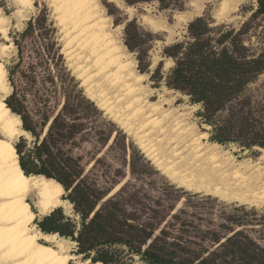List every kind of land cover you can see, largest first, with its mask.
<instances>
[{
    "label": "trees",
    "instance_id": "trees-1",
    "mask_svg": "<svg viewBox=\"0 0 264 264\" xmlns=\"http://www.w3.org/2000/svg\"><path fill=\"white\" fill-rule=\"evenodd\" d=\"M148 1L152 0H127L129 4ZM260 14H264V0H259L254 16ZM30 28L32 23L21 36ZM125 31L126 46L139 52L140 72L149 71L151 62L142 29L132 21ZM246 34L244 26L235 28L206 16L196 17L189 22L185 39L163 48V56L173 61L172 66L164 70L163 60L159 61L150 79L199 106L196 114L211 127V141L236 143L242 149L264 148V109L248 94L250 85L264 73V48L247 43ZM15 44L21 53L19 40ZM57 45H45L46 58L25 61L20 55L7 66L10 79L18 72L25 75V62L36 78L41 77L45 94L40 98L46 108L52 93H61L47 86L55 82L51 59L63 57ZM38 68L44 73L39 74ZM63 68L69 81L62 89L63 99L59 98L55 109L46 110L40 120L34 121L26 113L14 82L13 93L6 99L11 110L21 116L23 128L34 137L30 146L24 137L16 144L22 170L61 183L66 192L63 198L72 204L73 216L61 206L42 216L37 224L43 232L58 233L75 243L76 255L103 264H264L262 237L225 224L219 226L226 230L203 231L183 216L187 214L184 209L176 210L175 204L166 208L160 201L151 203L129 183L109 196L113 187L103 188L92 180L85 173L83 155L74 150L89 140L88 131L92 130L80 111L84 105L96 113L98 109L71 71ZM111 135L99 141L107 143Z\"/></svg>",
    "mask_w": 264,
    "mask_h": 264
},
{
    "label": "bare ground",
    "instance_id": "bare-ground-1",
    "mask_svg": "<svg viewBox=\"0 0 264 264\" xmlns=\"http://www.w3.org/2000/svg\"><path fill=\"white\" fill-rule=\"evenodd\" d=\"M107 1L127 12L133 10L121 0ZM211 1L215 0H189V10L175 17L188 22L199 16L205 4ZM10 2L14 8L11 14L0 6V33L5 39L9 38V26L14 17L18 24L27 20L28 13L35 8V0ZM47 2L62 26L65 46L89 97L97 100L101 109L135 135L143 153L154 165L188 190L264 207V154L256 160H240L232 150L208 141L206 132L196 133L192 125L185 123L182 114L174 115L168 109L163 110L162 104L150 103L144 86L146 74L139 72L128 57L114 32L121 26L113 24L100 0ZM240 2L242 0H219L216 14L233 12ZM145 19L154 29H167L147 15ZM8 48L9 45L2 44L1 53ZM170 62L173 64L172 60ZM93 74L99 79L89 84ZM12 90L8 69L0 59L1 264H103L80 260L67 246L71 240L58 233L43 232L37 226L38 215H47L63 203L71 207L72 204L62 198L65 189L61 183L43 175H27L22 170L16 144L20 137L31 134L23 128L21 116L7 105L6 99ZM119 187L117 185L112 193Z\"/></svg>",
    "mask_w": 264,
    "mask_h": 264
},
{
    "label": "rangeland",
    "instance_id": "rangeland-1",
    "mask_svg": "<svg viewBox=\"0 0 264 264\" xmlns=\"http://www.w3.org/2000/svg\"><path fill=\"white\" fill-rule=\"evenodd\" d=\"M100 2L105 8L106 14L112 17L113 24L121 26L114 32L121 45L125 46L128 57L136 64V69L139 72V52L131 51L126 46L127 36L125 29L126 25L132 21L142 29L145 40L144 48L148 49L147 58L151 62L149 71L144 72L147 77L145 78L144 86L147 89L150 103L162 104L163 110L168 109L174 115L182 114L185 123L192 125L196 133L206 132L208 141L211 142V127L202 122L201 118L196 114L199 106L192 105L188 97L182 94L178 95L174 90L170 92V89L168 90L164 85L156 86L154 81L150 79V72L154 70L161 60L164 62V70L172 66L170 60L163 56L164 46L174 41L185 39L189 22L199 16H206L217 23L229 24L235 28L244 26L247 32V43H251L259 50L264 48V14L254 16V12L259 7V0H242L235 11L222 16H218L216 14L217 10L215 11L219 7V0L211 1L205 4L199 16L193 17L188 22H185L182 17L175 16L184 14L189 10V0H152L136 4H129L127 0H121L124 6L133 7L131 12L121 9L107 0H100ZM0 6L4 8L7 14H11L14 11L10 0H0ZM146 15L164 24L167 29H154L145 19ZM16 20L17 18L14 17L13 23L9 26L8 39H5L0 33V59L6 67L18 60L20 55L25 61L37 60L40 57L46 58L48 52L45 50V45L54 42H57L59 51L63 56L62 59H59L51 55V58L53 57L54 59H51L49 66L55 82L52 84L47 83V86L61 93H52L53 96L49 99L47 108L44 105V101L40 98L45 94L41 77L36 78L34 72L27 68L26 62L23 65V69L26 70L23 73L25 74L24 76L21 72H18L10 79L8 71V78L12 88V82H14L18 92L22 95L20 98L26 106V113L34 121H38L43 117L46 110L53 111L55 109L58 99H63V87H67L69 84L64 66L75 76L79 82V88L83 89L84 95L97 106V113L86 105L80 111L82 120L86 121L92 130L88 131L89 140L74 150L75 153L83 155L85 173L92 180L103 188H115L120 185V189L124 184L129 183L132 189L145 193L151 203L160 201L166 208L170 204H175L176 210L184 209L187 214H183V216L192 220L203 231L213 229L226 230L219 226L220 224H225V226L234 230L244 229L253 237H262L260 241L264 244V207L241 204L219 196L216 197L214 194H209L205 191L188 190L181 187L164 174L143 153L132 132L124 129L120 122L100 108L97 100H92L89 97L86 86L82 85V79L78 76L75 70V63L65 46L66 39L63 35L62 26L56 21L53 7L47 0H35V8L28 13V19L18 24H15L17 23ZM30 23L33 24V28H30L25 36H21V33L27 29ZM15 40H19L22 45L21 53L15 44ZM2 44L9 45L8 50L3 53L5 55L1 53ZM38 73L43 74L44 69L38 68ZM98 79L99 76L93 74L89 78L90 82L88 81V83H95ZM248 94L252 96L261 109H264V73L260 75L256 82L250 85ZM159 114L161 115V113ZM109 134L111 138L107 143L99 141V138H106ZM22 137L28 140V146L33 144L34 137L32 135ZM22 137L19 138L17 143L21 141ZM221 145L225 149L232 150L240 160L248 158L256 160L264 154V148L263 150L257 149L256 147L258 146L252 149H242L236 143ZM65 194L66 192L62 195V198ZM61 207L67 215H74L73 208L69 203H63ZM41 218V215L37 216L36 224ZM237 222H243L245 225H238ZM67 246L72 252L75 249V243L67 242ZM78 258L85 260L81 255H78Z\"/></svg>",
    "mask_w": 264,
    "mask_h": 264
},
{
    "label": "water",
    "instance_id": "water-1",
    "mask_svg": "<svg viewBox=\"0 0 264 264\" xmlns=\"http://www.w3.org/2000/svg\"><path fill=\"white\" fill-rule=\"evenodd\" d=\"M60 107H61V106H60ZM57 112H58V111H57ZM45 132H46V130H45ZM45 132H44V134H45ZM44 134H43V135H44ZM113 194H114V193H112V194H109V196H111V195H113ZM109 196H108V197H109Z\"/></svg>",
    "mask_w": 264,
    "mask_h": 264
}]
</instances>
